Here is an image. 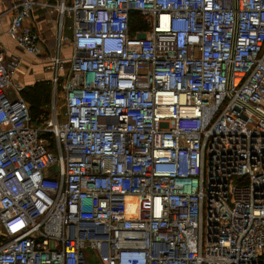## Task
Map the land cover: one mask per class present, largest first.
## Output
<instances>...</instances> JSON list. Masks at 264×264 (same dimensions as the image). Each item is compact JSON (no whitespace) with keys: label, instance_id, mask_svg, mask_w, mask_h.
I'll return each mask as SVG.
<instances>
[{"label":"built area","instance_id":"obj_1","mask_svg":"<svg viewBox=\"0 0 264 264\" xmlns=\"http://www.w3.org/2000/svg\"><path fill=\"white\" fill-rule=\"evenodd\" d=\"M36 9L55 15L53 53ZM6 13L51 73V111L32 121L12 82L22 59L0 50V264H264V0ZM133 13L147 30L131 37Z\"/></svg>","mask_w":264,"mask_h":264},{"label":"crops","instance_id":"obj_2","mask_svg":"<svg viewBox=\"0 0 264 264\" xmlns=\"http://www.w3.org/2000/svg\"><path fill=\"white\" fill-rule=\"evenodd\" d=\"M12 0H0V50L2 51L4 57L6 60H9L12 57L18 56L22 59L21 62L26 61L27 58H31L26 55H21V53L18 51L16 45L13 41L9 39V37L6 34V30L11 18V14L6 13V10L8 9L10 2ZM36 2H45L47 0H35ZM56 0H53V2ZM31 26L32 30L36 32L39 36L40 44L45 52L49 51V49L53 46L54 41L52 40V30L54 27L55 22V15L49 14L44 9H36L34 13L32 14L31 18ZM69 24V21H66V25ZM65 34L70 35L68 29L64 31ZM68 50V48H65ZM64 49V50H65ZM32 60H34L32 58ZM46 70V69H44ZM47 71V70H46ZM33 83L30 86H33L37 82H49L51 79V73L48 71L47 73H36ZM29 86V87H30ZM51 86V84H50ZM25 90V87H24ZM23 93H21L22 98L24 99ZM51 98V97H50Z\"/></svg>","mask_w":264,"mask_h":264},{"label":"trees","instance_id":"obj_3","mask_svg":"<svg viewBox=\"0 0 264 264\" xmlns=\"http://www.w3.org/2000/svg\"><path fill=\"white\" fill-rule=\"evenodd\" d=\"M137 30L146 31L147 27L143 24V19L136 13L131 14L129 23V34L131 37L136 35ZM24 101L29 107L32 121L41 123L47 119L49 112L43 111V106L51 102V86L49 82H37L33 86L26 87L22 92ZM1 241V238H0Z\"/></svg>","mask_w":264,"mask_h":264},{"label":"rangeland","instance_id":"obj_4","mask_svg":"<svg viewBox=\"0 0 264 264\" xmlns=\"http://www.w3.org/2000/svg\"><path fill=\"white\" fill-rule=\"evenodd\" d=\"M56 31L57 29L55 28V22H54V27L52 30V40L54 41L55 37H56ZM65 48H68V50H66ZM65 49V50H64ZM48 52V51H47ZM50 53L54 52V47L52 46L49 49ZM72 52H71V47L68 43L63 44L61 51H60V56L64 59H69L71 56ZM45 69V65L42 64L39 60H32V58H27L26 61H23L20 63L19 68L17 69V71L15 72V75L13 76L12 82L13 84H17L21 87H29L34 80V76L35 74L38 73H47L48 70H44ZM61 103V102H60ZM43 111L45 112H49L51 111V102H49L48 105L43 106ZM52 153L54 155H56V151L54 149H51ZM57 169L56 165H52L47 171L46 173H52L55 172ZM1 234V233H0ZM1 237V236H0ZM85 253V252H84ZM85 255V254H84ZM86 256V255H85Z\"/></svg>","mask_w":264,"mask_h":264},{"label":"clouds","instance_id":"obj_5","mask_svg":"<svg viewBox=\"0 0 264 264\" xmlns=\"http://www.w3.org/2000/svg\"><path fill=\"white\" fill-rule=\"evenodd\" d=\"M137 255L136 254H122L120 256V263L121 264H128L130 261H135L137 260Z\"/></svg>","mask_w":264,"mask_h":264}]
</instances>
